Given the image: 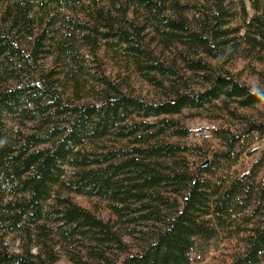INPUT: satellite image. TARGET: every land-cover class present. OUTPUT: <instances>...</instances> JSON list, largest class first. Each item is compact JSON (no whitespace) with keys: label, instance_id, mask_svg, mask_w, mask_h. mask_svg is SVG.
Instances as JSON below:
<instances>
[{"label":"trees","instance_id":"16d2710c","mask_svg":"<svg viewBox=\"0 0 264 264\" xmlns=\"http://www.w3.org/2000/svg\"><path fill=\"white\" fill-rule=\"evenodd\" d=\"M262 138L264 0H0V264H264Z\"/></svg>","mask_w":264,"mask_h":264},{"label":"rangeland","instance_id":"374dc122","mask_svg":"<svg viewBox=\"0 0 264 264\" xmlns=\"http://www.w3.org/2000/svg\"><path fill=\"white\" fill-rule=\"evenodd\" d=\"M242 66V64L240 65ZM255 79L251 78L250 82H254ZM146 90V87H143ZM187 125L191 129V134L186 140L187 143L191 145H197L204 148L208 151L210 144H216V141L212 138L213 129L220 125H226L225 121H212L207 118H190L187 121ZM251 150L256 151L257 153L253 155H244L242 158V165L245 167H250L254 162V157H258L260 153L264 150V138L256 140L252 145ZM76 200L79 204L85 207H93L94 202L86 198L76 197ZM103 216H107V212L103 209L101 210ZM236 247L230 242L223 241L218 244H211L204 255L195 259L194 264H230L232 257L236 252ZM58 264H71L65 258H62Z\"/></svg>","mask_w":264,"mask_h":264}]
</instances>
